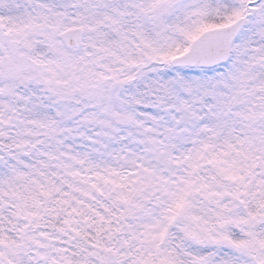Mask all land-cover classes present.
I'll return each mask as SVG.
<instances>
[{
    "label": "snow or ice",
    "instance_id": "snow-or-ice-1",
    "mask_svg": "<svg viewBox=\"0 0 264 264\" xmlns=\"http://www.w3.org/2000/svg\"><path fill=\"white\" fill-rule=\"evenodd\" d=\"M0 264H264V0H0Z\"/></svg>",
    "mask_w": 264,
    "mask_h": 264
}]
</instances>
